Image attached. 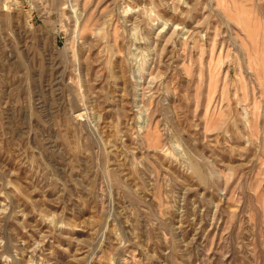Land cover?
<instances>
[{
  "label": "rangeland",
  "instance_id": "1",
  "mask_svg": "<svg viewBox=\"0 0 264 264\" xmlns=\"http://www.w3.org/2000/svg\"><path fill=\"white\" fill-rule=\"evenodd\" d=\"M0 264H264V0H0Z\"/></svg>",
  "mask_w": 264,
  "mask_h": 264
}]
</instances>
